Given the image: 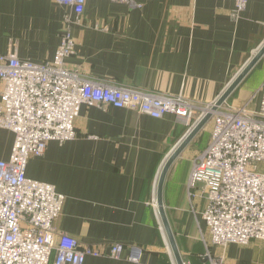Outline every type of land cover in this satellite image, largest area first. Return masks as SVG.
Returning <instances> with one entry per match:
<instances>
[{
    "label": "crops",
    "instance_id": "1",
    "mask_svg": "<svg viewBox=\"0 0 264 264\" xmlns=\"http://www.w3.org/2000/svg\"><path fill=\"white\" fill-rule=\"evenodd\" d=\"M133 1L88 0L78 17L54 0H0V55L51 62L70 14L76 55L68 65L83 79L154 96L183 95L197 106L188 125L175 114L157 119L84 105L75 121L77 137L50 142L43 157L29 161V178L54 185L66 197L55 222L59 232L106 252L112 244L126 247L121 259L90 256L86 264H177L154 205L157 177L203 108L218 100L264 45V0H250L237 19L235 0ZM263 90L264 57L227 101L241 107L252 99L251 108L258 109ZM241 92L251 93L238 100ZM211 129L209 121L173 163L164 185V211L180 256L184 264H264V241L212 243L203 187L189 188ZM13 144L14 134L1 131L0 160L10 158ZM130 247L143 250L139 262L129 260Z\"/></svg>",
    "mask_w": 264,
    "mask_h": 264
},
{
    "label": "built area",
    "instance_id": "2",
    "mask_svg": "<svg viewBox=\"0 0 264 264\" xmlns=\"http://www.w3.org/2000/svg\"><path fill=\"white\" fill-rule=\"evenodd\" d=\"M87 1L54 0L78 17ZM112 1L135 5L133 0ZM235 1L232 16L237 19L250 0ZM64 23L51 62L36 64L16 53L0 55V132L14 134L10 158L0 160V264H50L52 257L53 264H86L90 256L122 258L126 250L122 244L109 245L106 252L59 232L55 222L66 197L54 185L27 176L29 161L43 157L50 142L64 144L77 137L75 121L82 106L130 109L157 119L175 114L188 125L197 109L183 95L154 96L83 79L68 65L76 55L71 31L75 21L66 14ZM251 101L235 107L226 100L213 112L216 100L196 120L213 112L209 144L194 163L188 185L191 190L203 187L199 190L206 200L203 219L215 246L264 241V90L258 109L251 108ZM129 250V260L139 262L143 250ZM213 264L226 263L221 259Z\"/></svg>",
    "mask_w": 264,
    "mask_h": 264
},
{
    "label": "water",
    "instance_id": "3",
    "mask_svg": "<svg viewBox=\"0 0 264 264\" xmlns=\"http://www.w3.org/2000/svg\"><path fill=\"white\" fill-rule=\"evenodd\" d=\"M263 57H264V45L258 50L257 54L253 57L252 60H250V62L245 66V68L238 74L235 80L231 82V84L228 86L225 92L218 98L216 105L213 107V112L216 111L226 100H228V98L241 85V83L246 79V77L251 73V71L261 61ZM213 112H208L195 125V127L186 135V137L180 142V144L176 147L174 152L169 156L168 160L166 161L160 173L159 180H158V186H157L158 211H159L160 219L162 221L163 228L170 242V245L174 253L177 264H184V262L180 256L171 227L169 225V222L167 220V217L164 211V203H163L164 185H165L167 174L171 166L173 165V163L178 159V157L182 154V152L189 146V144L204 129L207 123L211 120Z\"/></svg>",
    "mask_w": 264,
    "mask_h": 264
},
{
    "label": "rangeland",
    "instance_id": "4",
    "mask_svg": "<svg viewBox=\"0 0 264 264\" xmlns=\"http://www.w3.org/2000/svg\"><path fill=\"white\" fill-rule=\"evenodd\" d=\"M253 85H255V84H253L252 82L249 83V89H251ZM245 93H251V92H245ZM245 93L244 92H241V94L238 96L239 97L238 100H240L245 95ZM254 94H255V92H252L251 96L254 95ZM234 106H235V104H234ZM206 130H209V128L206 129ZM206 137H207V135H206ZM261 171H264V168H261Z\"/></svg>",
    "mask_w": 264,
    "mask_h": 264
},
{
    "label": "bare ground",
    "instance_id": "5",
    "mask_svg": "<svg viewBox=\"0 0 264 264\" xmlns=\"http://www.w3.org/2000/svg\"><path fill=\"white\" fill-rule=\"evenodd\" d=\"M212 112V111H211Z\"/></svg>",
    "mask_w": 264,
    "mask_h": 264
}]
</instances>
